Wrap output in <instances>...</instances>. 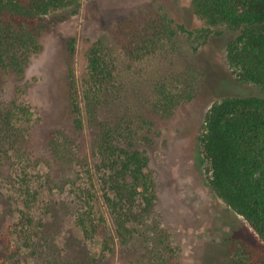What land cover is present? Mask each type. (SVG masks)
<instances>
[{
  "label": "rangeland",
  "instance_id": "rangeland-1",
  "mask_svg": "<svg viewBox=\"0 0 264 264\" xmlns=\"http://www.w3.org/2000/svg\"><path fill=\"white\" fill-rule=\"evenodd\" d=\"M157 14L172 21L173 53L131 58L122 47L125 29ZM38 24L44 26L42 49L31 54L25 73L0 67V107L17 99L31 110L21 115L28 130L23 151L17 150L22 154L0 151V264H151L156 257L159 264H250L245 246L262 249L264 241L210 185L201 141L215 102L264 96V88L242 80L228 60V44L239 31L209 25L193 0H83L78 12L60 10ZM96 41L113 53L122 86L111 111L139 110L154 124L152 139L139 146L150 157L155 208L145 221L131 223L127 241L116 232L97 174L96 231L88 206L72 193L71 178L84 189L91 181L87 165L79 163L94 154L89 131H74L80 143L74 162L57 159L52 145L57 131L72 128L71 92L82 98L88 51ZM153 67L159 81L181 96L171 114L152 107Z\"/></svg>",
  "mask_w": 264,
  "mask_h": 264
},
{
  "label": "trees",
  "instance_id": "trees-1",
  "mask_svg": "<svg viewBox=\"0 0 264 264\" xmlns=\"http://www.w3.org/2000/svg\"><path fill=\"white\" fill-rule=\"evenodd\" d=\"M82 1L0 0V67L23 75L31 54L42 49L39 36L44 26L38 20L60 10L78 12ZM193 4L209 25L239 31L228 44V60L242 80L264 88V0H193ZM174 33L171 19L157 14L126 28L122 47L135 60L159 59V55L173 53L169 40ZM152 71V107L158 113L171 114L181 96L168 82L159 81V69L153 67ZM81 84V99L71 92L72 128L55 133L53 151L57 159L76 161L80 143L74 131H89L94 154L83 155L79 163L87 165L91 181L84 182V189L78 186L77 178H71L72 193L88 206L85 214L91 217V228L96 231L100 224L93 218L92 199H99L97 188L93 191L97 179L103 187V201L115 217L116 232L127 241L133 234L131 223L145 221L155 208L150 157L147 149L139 146L152 139L154 124L139 110L111 111L122 98V86L114 55L102 41L89 48ZM26 113H31L30 107L17 99L0 107V151L7 154L13 149L18 156L22 154L17 150L23 151L28 131L21 118ZM201 141L211 173L210 185L264 241V96H229L215 102ZM22 185L30 186L26 180ZM101 218L105 221L104 216ZM86 219L81 217L83 225H87ZM29 233L31 236L32 231ZM245 247L250 264H264V248ZM151 264H159L158 257Z\"/></svg>",
  "mask_w": 264,
  "mask_h": 264
}]
</instances>
